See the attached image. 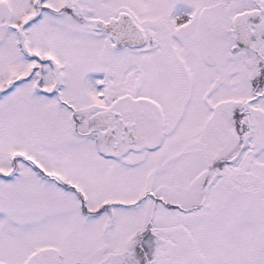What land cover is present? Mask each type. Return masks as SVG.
I'll use <instances>...</instances> for the list:
<instances>
[{
	"label": "snow or ice",
	"instance_id": "obj_1",
	"mask_svg": "<svg viewBox=\"0 0 264 264\" xmlns=\"http://www.w3.org/2000/svg\"><path fill=\"white\" fill-rule=\"evenodd\" d=\"M0 264H264V0H0Z\"/></svg>",
	"mask_w": 264,
	"mask_h": 264
}]
</instances>
